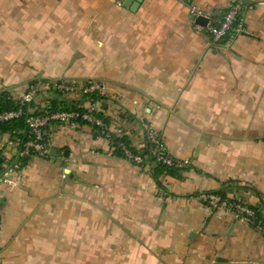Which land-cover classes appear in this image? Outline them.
Masks as SVG:
<instances>
[{
    "label": "crops",
    "instance_id": "0c3cea01",
    "mask_svg": "<svg viewBox=\"0 0 264 264\" xmlns=\"http://www.w3.org/2000/svg\"><path fill=\"white\" fill-rule=\"evenodd\" d=\"M126 1L0 0V97L20 102L32 85L97 80L101 115L119 136L140 149L151 125L189 166L162 176L159 188L151 170L114 156L94 128L50 125L57 157L32 158L0 186V264H53V250L67 264L69 233L101 219L138 236L129 264L133 255L264 264L262 235L196 199L225 192L264 216V0H144L136 11ZM236 1L252 8L247 33L215 44L196 31L192 7L223 16ZM37 91L28 115L46 114L51 102L87 107L80 95ZM23 134L0 133L9 164L31 139Z\"/></svg>",
    "mask_w": 264,
    "mask_h": 264
},
{
    "label": "built area",
    "instance_id": "2783aa9c",
    "mask_svg": "<svg viewBox=\"0 0 264 264\" xmlns=\"http://www.w3.org/2000/svg\"><path fill=\"white\" fill-rule=\"evenodd\" d=\"M249 9L252 8L248 7L243 1H236L223 16L205 13L197 7L190 9V16L198 33L209 36L213 43L219 44L224 43L227 39L247 33L245 13ZM199 18L207 19V25H197L196 21ZM39 88L50 90L48 86L32 85L30 87L31 93H28L20 101L18 110L0 113V124L22 118L25 115L26 105L33 101V94L39 92L37 91ZM57 88L64 95L68 94L71 97L80 95L86 101L87 107L80 106L75 111L28 115L27 125L31 139L20 147L16 160L9 164L8 158L0 154V186L5 183L13 184V175H18L22 172L25 167L23 165L25 160L29 161L34 157L46 160L51 158L49 147L50 133L47 129L53 124H68L73 128L83 124L94 128L98 136L109 142L114 156L118 151L127 161L143 170H152L153 164H161L164 167L174 168L179 171L189 166V163L177 161L170 156L162 137L151 125L146 124L144 127L145 141L140 149L120 142V139L124 137L119 136L115 128L101 115V100L104 88L99 81L88 80L82 84H61ZM196 199L206 205L212 212L223 210L230 213L237 221L248 224L264 237V216L250 205L240 200L229 199L218 193L201 194L196 196ZM261 202L264 204V198Z\"/></svg>",
    "mask_w": 264,
    "mask_h": 264
},
{
    "label": "rangeland",
    "instance_id": "374dc122",
    "mask_svg": "<svg viewBox=\"0 0 264 264\" xmlns=\"http://www.w3.org/2000/svg\"><path fill=\"white\" fill-rule=\"evenodd\" d=\"M89 80H94V79H89ZM66 85H72V84H66ZM57 86H58L57 84L55 85V87L54 85L50 86V88L52 89L50 91L58 92L61 97L70 98L68 94L64 95L57 88ZM114 230L115 227L108 226L105 220L102 219H101V226L98 225V227H93V226L84 225L82 235L75 233L73 230L72 233H69V251H68L67 264H129L130 259L129 257H126V255H129L127 246L129 245L130 242L135 243L141 241L138 239V236L125 235L124 233L115 232ZM76 241H78V243H81V246H79L81 249L78 250L76 249ZM71 242L72 244H70ZM148 255H150L151 257L154 256L152 253ZM134 256L137 257V255H133L132 261L134 262V264H142V263L148 264L147 262L153 259L150 258L149 256L150 258L149 261H146V258H142L140 260L141 257L136 258L138 259L136 260ZM52 257H53V264H59L58 252L56 255V251L53 250ZM151 263L170 264L171 262H168L166 259L162 260L160 258H156L155 260H152ZM184 264H194V263L192 262V260L190 261L186 260ZM209 264H218V262L209 261Z\"/></svg>",
    "mask_w": 264,
    "mask_h": 264
},
{
    "label": "trees",
    "instance_id": "16d2710c",
    "mask_svg": "<svg viewBox=\"0 0 264 264\" xmlns=\"http://www.w3.org/2000/svg\"><path fill=\"white\" fill-rule=\"evenodd\" d=\"M30 106V105H29ZM28 105H26L25 108V115L20 118L17 119L15 121L9 122V123H4V124H0V133H19V132H24V136L25 137H29V128L27 125V116H28ZM20 107V102H16L14 101L9 95L7 94H3L0 97V113H4V112H10V111H14V110H18ZM77 107H73L70 106L69 103H67L66 101H61V102H51L49 105H47L45 107V112H50V113H54L57 111H75L77 110ZM36 115H41L40 113H37ZM108 122V121H107ZM31 137V136H30ZM30 140V139H29ZM28 138L25 140V142L29 141ZM120 142L125 143L127 146H131V142L126 138H122L120 139ZM116 157L125 159L120 152H116L115 153ZM28 163V160H25L23 162V165L26 166ZM153 164V163H152ZM153 169L151 170L152 172V176L154 177L155 181L157 182V185L159 188H162V184L160 182V178L164 175H169L171 177H175V178H179L178 174H179V170H176L174 168H169V167H164L163 165L159 164V165H154L153 164ZM218 194L223 195L224 197H226V193L225 192H217Z\"/></svg>",
    "mask_w": 264,
    "mask_h": 264
},
{
    "label": "water",
    "instance_id": "95a60500",
    "mask_svg": "<svg viewBox=\"0 0 264 264\" xmlns=\"http://www.w3.org/2000/svg\"><path fill=\"white\" fill-rule=\"evenodd\" d=\"M144 2V0H127L125 3H124V7L127 8V9H130L132 11H136L137 8H139V6ZM208 23V20L207 19H204V18H199L197 21H196V24L197 25H201V26H206ZM57 150L53 149L51 150L50 154H51V157H57ZM67 154V153H66Z\"/></svg>",
    "mask_w": 264,
    "mask_h": 264
}]
</instances>
